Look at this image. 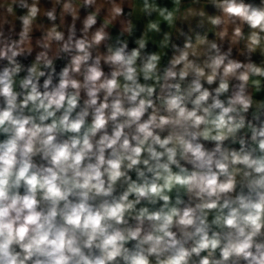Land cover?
<instances>
[{"label":"clouds","instance_id":"clouds-1","mask_svg":"<svg viewBox=\"0 0 264 264\" xmlns=\"http://www.w3.org/2000/svg\"><path fill=\"white\" fill-rule=\"evenodd\" d=\"M0 264H264V0H0Z\"/></svg>","mask_w":264,"mask_h":264},{"label":"crops","instance_id":"crops-1","mask_svg":"<svg viewBox=\"0 0 264 264\" xmlns=\"http://www.w3.org/2000/svg\"><path fill=\"white\" fill-rule=\"evenodd\" d=\"M137 34H139V33H137Z\"/></svg>","mask_w":264,"mask_h":264}]
</instances>
